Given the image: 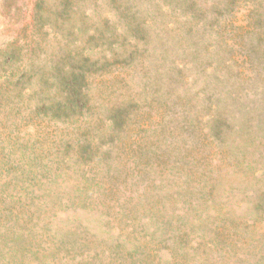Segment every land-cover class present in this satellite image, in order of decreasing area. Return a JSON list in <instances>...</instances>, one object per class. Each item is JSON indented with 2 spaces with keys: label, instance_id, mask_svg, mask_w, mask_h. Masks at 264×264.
<instances>
[{
  "label": "rangeland",
  "instance_id": "1",
  "mask_svg": "<svg viewBox=\"0 0 264 264\" xmlns=\"http://www.w3.org/2000/svg\"><path fill=\"white\" fill-rule=\"evenodd\" d=\"M0 264H264V0H0Z\"/></svg>",
  "mask_w": 264,
  "mask_h": 264
}]
</instances>
